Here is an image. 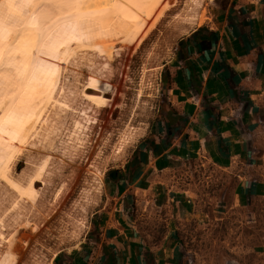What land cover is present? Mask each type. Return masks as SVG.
I'll return each mask as SVG.
<instances>
[{"label":"rangeland","instance_id":"374dc122","mask_svg":"<svg viewBox=\"0 0 264 264\" xmlns=\"http://www.w3.org/2000/svg\"><path fill=\"white\" fill-rule=\"evenodd\" d=\"M61 1L67 6L71 4L70 0ZM249 1L254 0H165L149 18L138 39L131 43H120L117 37L118 28L125 27L127 16L118 18L120 21L113 20L108 7H103L107 20L101 17L99 22L90 23L85 14L81 15L79 22L84 23L85 19L92 33L100 34V38L112 31L115 43L110 60L99 48L79 49L84 45L82 42H70L78 36L84 41L87 36L75 31L68 22L57 21L48 0H0V46L1 41L8 44V49H0V219H11L17 212L22 217L27 205L28 217L35 227L29 238L20 243L16 254L18 264H53L59 253L74 251L81 245L95 211L103 202L105 172L129 157L137 141L161 115L166 104L162 77L179 39L223 7ZM98 10L103 11L102 7L96 8L91 15H97ZM39 22H42L40 27ZM43 29L49 34L48 39H44ZM56 50L58 68L56 65L52 83L63 92H59L63 98L66 94L74 108L87 106L81 96L85 82L93 87L90 96H94V90L97 94L100 76L114 86L113 93H105L106 104L89 111L92 113L88 114L89 122L83 119V124L86 123L83 130L87 134H80L81 144L72 142L76 132L72 130V117L81 118L78 113L70 115L60 107L59 113L69 117L66 116L63 124H56L57 135L49 133L47 138L39 135L33 139L22 122L19 109L12 104L15 92L23 99L38 98L47 84L51 55ZM98 96L99 93L96 99ZM47 108V102L41 104L40 114ZM52 126L50 117L45 116L42 127L49 130ZM46 156L50 158L47 172L42 174L44 184H37L39 193H34L35 198L29 200L30 203L19 202L17 208H11L12 201L6 198L10 183L20 170L33 172L27 160L38 163ZM167 175L172 179L173 191L184 190L204 209L212 210L211 217L204 222L180 226V243L190 264H264V194L255 197L247 207H240L232 173L204 159L187 163ZM9 233L11 229L3 233L4 238H8Z\"/></svg>","mask_w":264,"mask_h":264},{"label":"crops","instance_id":"0c3cea01","mask_svg":"<svg viewBox=\"0 0 264 264\" xmlns=\"http://www.w3.org/2000/svg\"><path fill=\"white\" fill-rule=\"evenodd\" d=\"M161 84V115L105 172L86 237L53 264H190L180 226L212 210L167 174L199 159L232 173L240 207L264 194V0L229 4L182 36Z\"/></svg>","mask_w":264,"mask_h":264},{"label":"bare ground","instance_id":"6f19581e","mask_svg":"<svg viewBox=\"0 0 264 264\" xmlns=\"http://www.w3.org/2000/svg\"><path fill=\"white\" fill-rule=\"evenodd\" d=\"M48 1H49V9H50L53 17L57 21H62L63 20L65 22H68L74 28L75 31L84 33L87 36L84 41L81 39V37L78 36V37H74L73 40L70 41V42H82L84 45L81 46V47H79V49H81V48L89 49V48H92V47L99 48L100 50H102V51L105 52L106 58L107 59H110L111 58L110 51H111V48L113 47V45L115 43V42H113V39H112V34H111L112 31L111 32H108V28H106L107 29L106 31L108 32V33H106L107 35L106 36H103L102 35L103 37L100 38L101 37L100 34L99 35H95V34L92 33L93 31L91 29H89V24H86L85 23L87 21H85L84 16H85L86 20H88L90 23H92L93 20L94 21L97 20L99 22V20H100L101 17H104V20H107V17L108 16L106 17V15H104V12H105L106 9L104 10L103 7H105V8L108 7L109 9H111V18L113 20H115L116 18L118 20V18L121 19L122 16H127V19H126L127 21H126V23H124L125 24V27L122 28V29L117 27L118 29H120L119 34L117 33L118 34L117 37L119 36V39L120 40L123 39V41H120L119 40L120 43L121 42H125V43H128L129 42V43H131L132 41L138 39L139 35H141V32L144 31V28L147 25L149 18L152 15H154L153 13H155V11L159 9L160 5L165 0H70V2H71L70 6L65 5L61 0H48ZM166 3H168V2H166ZM96 5L98 6V7H96L97 9H101V7H102L103 11H99L98 10L99 12H98L97 15H91L92 12L94 11V9H96V8H93ZM99 5H101V7ZM94 14H96V12H94ZM81 15H84L83 16L84 23L82 21H81L82 23L79 22V17ZM94 16H96V17H94ZM123 19L125 21V18H123ZM199 20H200V18H199ZM118 21H120V20H118ZM115 22H117V21H114V23ZM118 24H120V22H118ZM118 24H116V25H118ZM122 24L123 23H121V25ZM38 26L39 27L42 26V22H39V25ZM91 26L93 27V24ZM98 29L100 30V28H98ZM42 31H44V29ZM43 36H44V39H48L49 38V34L47 33V31H44L43 32ZM116 41H117V39H116ZM119 42H117V43H119ZM125 43L122 44V45H125ZM7 46H8L7 41H1L0 49H8ZM63 46H64V44L61 46V48ZM58 56H59L58 50H56L55 52H53L52 55H51L50 70H49V76H48L47 84L43 88V90L38 94V98H36V99H33V98L23 99V98L19 97V95L16 94V92H15L14 93V96L12 97V99H13V103L12 104L16 105L17 108L19 109L18 111H20L19 112V115H20V117L22 119V122L25 125V127L27 128V130H28L27 132L31 135L32 138L33 137H36V136H39V135L45 136L44 138H47L49 133H53L54 136L57 135V132L59 130V127H57L56 124H60V125L63 124L65 122L66 116H68V114L67 115H61L60 114L61 111L59 113V110H61V108H64L65 110H67L70 115H74L75 116V114L78 113L79 115H81V118L80 117L79 118L72 117V124H71L72 125V130H75L76 131V132L74 131L75 132V137H74L75 139L72 142H76L78 144H81V135L80 134L82 132H84L83 129L85 128V124L87 122H89V120H90L89 118H91V117L88 118L89 111H91L93 109V107H95V108L103 107L106 104V101H107V97L105 96V93H108V92H112L113 93L114 86H112L109 82L102 80L100 78L101 77L100 76L99 79H97L99 81V82L97 81L98 82L97 84L100 85L99 88H98V90L96 91L97 94L95 93V90H94V92H93L94 93V96H90V93H92L93 87H90L89 86V83L88 82L87 83L85 82V84L83 85V88L81 89L82 90L81 91V96H82L83 100H85L87 102L86 103L87 106L86 107H83V108H80V109L78 107L77 108H74L72 106V104L70 103V99H68V101H67V97L65 96L66 94L64 95V98H63L62 95L59 94V92H61V93H63V92L56 85H54L52 83L53 78H54V70H55L56 65H57V68H58V64H57ZM103 62H101V63H103ZM105 65L107 66L106 63H105ZM108 66H110V65L108 64ZM107 67H105V68L108 70L109 68H107ZM106 69H105V71H106ZM100 70H102V69H100ZM109 71L110 70H108V72ZM62 72H63V70L60 73L61 75H62ZM109 75H110V73L108 74V76ZM108 78H110V77H108ZM78 93H76L77 94V98H78ZM98 93H99V96L96 99V95H98ZM45 102L48 103V108L46 109V112L45 113L42 112V114H40L39 111L41 109V104L45 105ZM77 102H79V101H77ZM74 105H75V103H74ZM107 107H108V105H107ZM90 114H92V113H90ZM93 114H94V112H93ZM45 116L46 117L49 116L50 117V122H52V124L54 123V126H52L51 129H49V130H46V128H43L42 127V121H43V118ZM70 119H71V117H70ZM83 119L86 121L85 124H83ZM95 119H96V116H95ZM68 124H69V122H68ZM88 130L91 131L92 129H88ZM85 132H86V130H85ZM86 134H87V132H86ZM88 135H89V133H88ZM90 136L92 138V135H90ZM87 139H86V141H87ZM50 142H52V140ZM89 143H88V145H89ZM48 145H50V144H48ZM72 146H74L73 143H72ZM90 148H91V146H90ZM74 151H73V153H74ZM20 154L22 155L23 153H20ZM37 157H38V155H37ZM45 158L46 159H43V160H40V161L38 160L39 161L38 163L37 162H33V160L32 161L31 160H27L26 161V164L27 165H30L33 168V172L30 171L32 173L29 174V173H27V171H24L25 169L20 170L18 172V175L10 183V186L8 188L9 192L6 191L5 193H7V192L9 193V194H7V197L6 198L7 199L8 198L11 199V201H12L10 203V204H12L11 205V208H14V207L17 208L19 202H25V203L27 201L29 202V200L35 198V196H33L34 193H37V192L39 193V191H38L39 189L37 190V188H38L37 187V184L38 183H41L42 185L44 184L43 183L44 180L42 179L43 178L42 174H43V172H47V171H45L46 168H47L46 167V165H47V159L50 158V157H47L46 156ZM58 163H59V161H58ZM48 165H50V164H48ZM52 168H54V167H52ZM56 168H57V166H56ZM26 170H28V169H26ZM57 172H55V173H57ZM57 174H59V173H57ZM62 177L65 178V175L62 176ZM47 183H49V182H47ZM49 186H51V185H49ZM59 186H61V185L59 184ZM46 187H48V186H46ZM56 191L58 193L59 190L57 189ZM43 192H45V191H43ZM57 193L55 192V194H57ZM48 195H51V194H48ZM36 196H38V198H39V195H36ZM45 201H47V200H45ZM51 201H53V200H51ZM45 205H46V203H45ZM29 206H31V205H29ZM26 207H27V205H26ZM26 207H25V210H23L24 208L22 207L23 208L22 209L23 212L21 213L23 215L22 217L20 216V213L17 212L15 214L16 216H12L13 219L12 218L11 219H0V264H18V262H19V260H18L19 256H17L16 254L20 250V243L25 242L29 238V233H31L30 231L33 232L35 230V227H33V225H32L33 222L31 223V219H29V217H28V215H29V210L28 209L29 208L27 209ZM36 207H37V205H36ZM42 207H44V206H42ZM40 209H42V208H40ZM13 210L15 211V209H13ZM42 210H44V209H42ZM4 213H5V211H4ZM48 214H50V213H48ZM48 214H46V216ZM42 217H44V215ZM40 219H42L41 218V214H40ZM74 227H75V225H74ZM9 229H11V233H9L11 235L8 238H4L3 233H5L6 230H9ZM3 231H5V232H3ZM2 240L5 242L4 244H3Z\"/></svg>","mask_w":264,"mask_h":264}]
</instances>
